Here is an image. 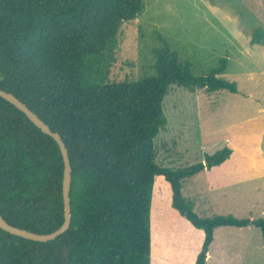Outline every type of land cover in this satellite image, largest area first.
<instances>
[{
	"label": "trees",
	"instance_id": "1",
	"mask_svg": "<svg viewBox=\"0 0 264 264\" xmlns=\"http://www.w3.org/2000/svg\"><path fill=\"white\" fill-rule=\"evenodd\" d=\"M142 0H0V89L13 94L63 141L71 166L70 226L36 242L0 229V264H150L153 190L202 233L194 264H205L214 230L258 228L264 219L200 218L181 182L227 161L225 147L181 169L155 163L154 140L166 125L171 86L236 93L218 78L226 59L195 76L159 37L153 75L113 82L106 55L121 25L138 19ZM63 160L56 142L0 97V216L49 234L63 222Z\"/></svg>",
	"mask_w": 264,
	"mask_h": 264
},
{
	"label": "rangeland",
	"instance_id": "2",
	"mask_svg": "<svg viewBox=\"0 0 264 264\" xmlns=\"http://www.w3.org/2000/svg\"><path fill=\"white\" fill-rule=\"evenodd\" d=\"M159 37L195 76L226 59L218 78L234 83L236 93L171 86L163 102L167 122L154 140L155 163L181 169L230 148L222 165L181 182L182 197L200 218L264 219V0H142L138 19L121 25L106 55V78L152 76ZM150 232V264H194L201 231L161 205L155 189ZM263 245L254 226L220 227L205 264H264Z\"/></svg>",
	"mask_w": 264,
	"mask_h": 264
},
{
	"label": "water",
	"instance_id": "3",
	"mask_svg": "<svg viewBox=\"0 0 264 264\" xmlns=\"http://www.w3.org/2000/svg\"><path fill=\"white\" fill-rule=\"evenodd\" d=\"M0 97L8 101L15 108L21 111L28 120L43 133L50 136L58 145L60 153L63 160V179H62V197H63V206H64V216L63 222L58 229L49 234H37L24 229L16 228L8 223H6L3 218L0 216V229L3 231L21 237L26 240L36 241V242H48L54 240L59 235L63 234L70 226V203H69V190H70V181H71V166L68 158V153L65 148L63 141L57 133H53L49 127L37 117L30 109H28L22 102H20L13 94L8 93L0 89Z\"/></svg>",
	"mask_w": 264,
	"mask_h": 264
},
{
	"label": "crops",
	"instance_id": "4",
	"mask_svg": "<svg viewBox=\"0 0 264 264\" xmlns=\"http://www.w3.org/2000/svg\"><path fill=\"white\" fill-rule=\"evenodd\" d=\"M222 165V164H221ZM213 242V241H212ZM262 242H263V240H262ZM264 243V242H263ZM212 244V243H211ZM264 246V245H263ZM210 247V246H209ZM210 254V252H209V249H208V252H207V255H209ZM207 257V256H206ZM210 257V255L208 256V258ZM208 258H207V260H208ZM205 263H206V259H205Z\"/></svg>",
	"mask_w": 264,
	"mask_h": 264
}]
</instances>
